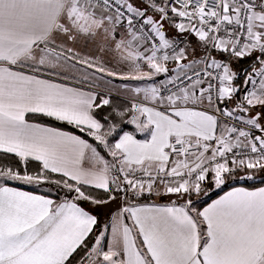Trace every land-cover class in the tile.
<instances>
[{
	"label": "snow or ice",
	"instance_id": "1",
	"mask_svg": "<svg viewBox=\"0 0 264 264\" xmlns=\"http://www.w3.org/2000/svg\"><path fill=\"white\" fill-rule=\"evenodd\" d=\"M0 264H264V0H0Z\"/></svg>",
	"mask_w": 264,
	"mask_h": 264
}]
</instances>
